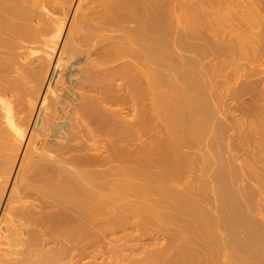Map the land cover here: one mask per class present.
Listing matches in <instances>:
<instances>
[{"label": "bare ground", "instance_id": "bare-ground-1", "mask_svg": "<svg viewBox=\"0 0 264 264\" xmlns=\"http://www.w3.org/2000/svg\"><path fill=\"white\" fill-rule=\"evenodd\" d=\"M249 56L264 0H0V264H264Z\"/></svg>", "mask_w": 264, "mask_h": 264}, {"label": "rangeland", "instance_id": "rangeland-1", "mask_svg": "<svg viewBox=\"0 0 264 264\" xmlns=\"http://www.w3.org/2000/svg\"><path fill=\"white\" fill-rule=\"evenodd\" d=\"M70 18H71V16H70ZM70 22H71V20L69 19L67 21V26H66L67 29L69 27ZM65 36H66V33H65ZM62 40L64 41L63 37H62ZM60 46H62V44H60ZM59 55H60V50L58 49V52L56 53L55 61L54 62H56V60L59 57ZM252 60H253L254 63H252ZM238 62H242V63H235V62H232L231 63L230 62V63L225 64L224 66H221V67L219 66L218 72H219V75L220 76L218 77V79H222L223 75H225L227 73L230 74L235 69H238L239 68V69L243 70L242 67L243 68H247V67H254V66H256V67H258L260 69H264V60L258 61L255 58L252 59L251 56L246 57V58H243V59H240ZM260 63H262V64H260ZM37 111L38 110H36L34 112V114H35L34 115V121L37 118V114H38ZM26 143H27V139L24 142V146L27 145ZM13 182H14V180H13ZM13 182H12V184H13ZM6 203H7V199L1 204L2 206H0V220H1V217H2L3 212H4L3 210H5ZM153 236L158 237L159 239H161V242H163V240H162V237H163L162 232H160L157 228H151V229L148 230V232L142 234V231H140L136 219L133 218V219L130 220V223L128 224V226H127V228L125 230H119V231H117V233H115L112 236H110V238H118V239H121L120 242H119V244L122 243V244H125L126 246H128L130 248L137 249L141 245H148V244H150L152 242V239L151 238ZM138 237H141V240L142 241L139 240ZM151 245H152V247H154L153 244H151ZM111 246H112V244L108 243L102 249V252L101 253H99L97 255H94V256H91L89 258V260L90 261H95V262H101V261H103L109 255H112V252L110 251L111 250ZM122 253L123 254H126V255H129L130 251L124 250Z\"/></svg>", "mask_w": 264, "mask_h": 264}]
</instances>
